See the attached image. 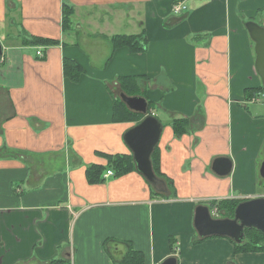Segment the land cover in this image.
I'll return each instance as SVG.
<instances>
[{
  "label": "crops",
  "instance_id": "1",
  "mask_svg": "<svg viewBox=\"0 0 264 264\" xmlns=\"http://www.w3.org/2000/svg\"><path fill=\"white\" fill-rule=\"evenodd\" d=\"M177 4L186 9L175 13ZM250 21L264 27V0H0V264H116L129 252L144 264H264V249L235 248L258 230L236 244L194 226L199 206L231 219V207L264 198ZM123 35L144 36L146 52L114 48ZM66 61L80 66L78 80ZM121 78L137 82L127 96L148 103L146 115L126 109L162 125L151 162L166 193L107 158L133 157L124 136L139 124L121 107L115 116ZM219 158L229 174L213 171ZM109 240L118 243L108 249Z\"/></svg>",
  "mask_w": 264,
  "mask_h": 264
},
{
  "label": "water",
  "instance_id": "2",
  "mask_svg": "<svg viewBox=\"0 0 264 264\" xmlns=\"http://www.w3.org/2000/svg\"><path fill=\"white\" fill-rule=\"evenodd\" d=\"M246 30L254 42L256 55L255 70L264 87V27L255 22H247ZM3 46L0 42V59ZM121 101L131 110L146 115L148 103L143 97H130L120 94ZM157 118L147 116L141 123L131 128L124 136V141L132 152L137 171L159 193H166L165 182L158 179L153 171L151 156L159 143L162 125ZM232 164L228 159H216L213 171L224 176L230 173ZM260 176L264 179V160L260 168ZM194 226L201 238L227 237L236 244L245 241V231L256 229L264 235V198L241 203L234 212V219H213L209 208L199 206L195 212ZM162 264H177L176 258H168Z\"/></svg>",
  "mask_w": 264,
  "mask_h": 264
},
{
  "label": "trees",
  "instance_id": "3",
  "mask_svg": "<svg viewBox=\"0 0 264 264\" xmlns=\"http://www.w3.org/2000/svg\"><path fill=\"white\" fill-rule=\"evenodd\" d=\"M72 15L71 9L70 8H65L64 11V19H63V25L64 27L68 25V21L70 16ZM112 45L114 48H120V47H127L130 49L132 52H146L147 47H148V41L146 38L142 35L138 36H115L112 38ZM26 43H31V44H37V43H43V44H53L54 41L48 40V39H42V38H37V37H31L30 40H27ZM65 73L67 76H69L72 80H78V77L80 73L82 72L80 66L74 62L66 61L65 62ZM119 83L121 85L122 93H126L127 95H134L135 92L138 90V85L136 80L134 81L133 78H121L119 80ZM261 89H264L263 87ZM260 89V90H261ZM256 92L257 90L251 89L249 91ZM121 107L124 112H125V119L126 121H133L134 123L138 124L142 121L143 117L139 114L133 113L126 109V106L124 103H122L120 100H116L115 103V116L117 117V111ZM177 121V120H175ZM183 122V121H182ZM176 131V130H175ZM111 162L114 168L118 171L119 175L126 174L130 172L131 170H135V163L133 160V157H125V156H109L107 157ZM152 159L155 163V158L152 156ZM101 167L95 166V167H90L87 170V177L89 179L90 183H93L95 181L94 176L95 175H100ZM112 171V170H110ZM113 173V172H112ZM115 175V174H114ZM236 206V205H234ZM233 206V207H234ZM234 210L235 208L231 207L230 213L228 214L230 218H233L234 215ZM253 243H250L249 245H242L238 246L235 245L236 251L238 252H248V251H256V250H261L264 249V244L262 245V241H264V235L260 234L259 232L256 233L255 238ZM111 243H118L115 241H107L105 243L106 248H110ZM261 246V247H260ZM49 264H68L65 260H55L51 261ZM116 264H144V262L139 259L138 254L136 252H129L126 254V256Z\"/></svg>",
  "mask_w": 264,
  "mask_h": 264
},
{
  "label": "built area",
  "instance_id": "4",
  "mask_svg": "<svg viewBox=\"0 0 264 264\" xmlns=\"http://www.w3.org/2000/svg\"><path fill=\"white\" fill-rule=\"evenodd\" d=\"M184 9H186V7L180 5V4H177L174 6L173 10L175 13H181ZM38 56L42 57V53L41 52H38L37 53ZM110 176H113V173L112 171H108L107 174H106V177H110Z\"/></svg>",
  "mask_w": 264,
  "mask_h": 264
},
{
  "label": "rangeland",
  "instance_id": "5",
  "mask_svg": "<svg viewBox=\"0 0 264 264\" xmlns=\"http://www.w3.org/2000/svg\"><path fill=\"white\" fill-rule=\"evenodd\" d=\"M119 95H120V93L117 91L116 96H118V98H119ZM71 264H74V257L72 258Z\"/></svg>",
  "mask_w": 264,
  "mask_h": 264
}]
</instances>
